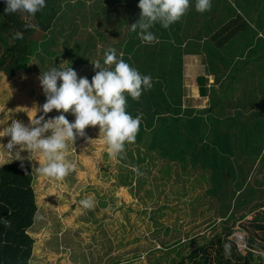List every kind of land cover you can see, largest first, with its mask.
<instances>
[{
	"label": "trees",
	"instance_id": "1",
	"mask_svg": "<svg viewBox=\"0 0 264 264\" xmlns=\"http://www.w3.org/2000/svg\"><path fill=\"white\" fill-rule=\"evenodd\" d=\"M82 2L45 0L46 6L30 16L21 11L6 14L5 0H0V72L12 77L19 71H30L33 58L44 64L46 57L61 53L53 47L60 44L62 37L64 52L60 55H68L72 63L74 59L83 62L78 55H85L90 50L88 40L91 36L87 34L89 24L94 28L101 25L103 18L101 15L97 18L92 16L89 23L87 18L92 10L86 4L83 6ZM97 2L105 5L109 18L119 14L115 13L118 7L126 4L124 22L133 24L135 18H140L139 0H127L125 4L121 3L123 0ZM263 2L258 0L263 5L259 16H256L252 11L256 3L252 0H211V10L205 13L197 12L196 0H191L186 15L175 23L179 30L175 32L173 28L169 33L176 45L167 43L146 49L135 46V39L124 44L125 62L142 75H150L153 86L145 90L139 100L127 97V111L133 117L140 115L142 120L135 147L133 143L125 146L133 160L137 158V161L128 164L119 159L125 166V172L118 174L122 177L121 182L129 174L130 178L137 177L136 193L143 191L153 199L152 190L145 188L146 171L159 167L161 173L170 175L175 165L185 175L180 180L183 190L180 197L188 196L196 200L204 195L223 202L217 200L222 204L221 210H218L221 217L220 230L211 239L205 234L197 235L187 242L190 246L187 251H184L185 242L178 238L170 241H174L172 244L160 241L158 248L152 246L149 250L152 254L151 264H264V256L257 254V251L264 252V211L257 210L264 207ZM129 4L134 10L128 12ZM79 14L88 16L78 17ZM99 16L102 19L96 21ZM31 20H34V24ZM26 24L34 27L25 28ZM257 27L262 28L261 36ZM158 29L165 28L156 23L150 29L155 37H158ZM166 31L170 30L163 32ZM16 32H22L23 39H14ZM78 34L82 35L81 40H75ZM132 48L137 50L127 53ZM166 50L170 57L165 56ZM194 51H205L208 57L206 69L214 74L220 72L216 76L220 87L210 91L209 108L201 110V115L192 120L191 107L182 110L183 84L175 78L174 70L182 68L180 56ZM77 62L72 68H77ZM164 73L167 77L163 76ZM207 91L205 88V95H208ZM183 111L189 119L181 117ZM203 114L209 116L212 125L208 128V140L199 144V140L204 139L201 132L205 133L206 130ZM186 125L194 127V132L185 131ZM168 162L170 164L164 166ZM133 167L138 172H133ZM197 167L201 170H195ZM254 178L255 185L260 187L255 196L252 195ZM34 179L32 168L25 162L23 168L21 161L0 166V264H32L35 239L28 231L34 225L39 211ZM131 183L130 180L128 186ZM204 184L205 191L198 194L200 186ZM100 206H107L104 200ZM163 207L167 208L163 205L157 208L159 216H162ZM86 209L87 213L95 212L94 208ZM251 214L252 220L244 223L243 220ZM4 220H9L11 227H5ZM152 224L157 225V232L165 231V234L180 229L170 228L160 223L159 219H153ZM215 224H212V229H217ZM236 224H241L251 233L248 237L249 250H246L245 255L237 251L235 242L228 240ZM226 244L230 245L227 258ZM154 252L159 254L155 255ZM111 262L121 264L120 259Z\"/></svg>",
	"mask_w": 264,
	"mask_h": 264
},
{
	"label": "rangeland",
	"instance_id": "2",
	"mask_svg": "<svg viewBox=\"0 0 264 264\" xmlns=\"http://www.w3.org/2000/svg\"><path fill=\"white\" fill-rule=\"evenodd\" d=\"M81 1H83V6L85 4L90 6L92 13L88 18L85 14H79L78 17H86L89 23L92 16L97 18L96 16L101 15L103 18L101 25L93 28L89 24L87 34L91 36L88 40L90 50L85 55H78L83 62L79 63V60L77 62V59H74L72 63L68 55H60L64 52L61 45L64 41L62 37L60 44L53 47L61 53L46 57L44 64L39 63V59L33 58L30 71H19L12 77L0 72V144L6 145L10 140V137L2 136L4 135L3 130L13 120H19L28 125L30 119L39 118L41 115H44L47 120L60 114L56 110L46 115L39 111V108L46 102L38 79L41 72L48 71L56 65L59 66L62 61H68V66L71 67L77 62L79 63L77 68L73 69L77 72L78 78L87 77L91 81L97 71L92 62L98 60L102 66L107 67L103 64L104 53L107 49L115 48L118 58L125 59L124 44L126 41L130 42L131 39H135L137 33L133 32L130 36L131 23L124 22L123 17L126 14L124 10L127 4L118 7L115 13H119L116 14L119 18L115 19L116 16L109 18L107 8L104 4L102 6L101 2ZM126 1L123 0L121 3L125 4ZM252 1L256 3V7L259 6L252 10L256 16H259L263 4H259L258 0ZM110 5L111 3L107 7L110 8ZM129 10H134L130 4L128 12ZM101 17L95 20L100 21ZM111 19L112 23H110ZM138 19L135 18L134 23ZM31 21L34 24V20ZM173 28L175 32L179 30L175 24L167 30L172 32ZM261 29L259 28V36L263 34ZM158 30L156 35L160 36L163 30ZM65 34L68 35V31ZM82 38V35L78 34L75 40ZM170 41L176 45L174 39ZM134 50L135 48H132L127 53H132ZM199 54L198 57L197 55L180 56L182 68L174 70V76H177L175 78L181 80L183 84L182 110L191 107L192 120L201 115V110L209 108L210 91L214 87L216 89L220 87L216 79L220 72L214 74L208 71L206 69L208 57L205 51ZM165 56L170 57L167 50ZM218 63L221 66L220 61ZM140 71L144 72V70ZM163 76L167 77V74L164 73ZM205 88L208 89V95H205ZM185 113L183 111L181 117L185 116L184 118L189 119ZM65 115L70 122H74L75 117L71 113ZM203 118L206 130L205 133L201 132L204 139L199 140V144L208 140V128L212 125L207 114H203ZM185 131L194 132V127L186 125ZM85 134L84 137H77L74 143L69 142L67 159L75 164V168L59 181L46 177L38 171V167L44 164V157L41 153L20 152V155L25 158L23 162L28 164L34 173L33 184L39 209L35 223L28 231L35 239L32 264H113L111 261L115 259H120L121 264H151L149 262L152 254L149 250L152 246L158 248L160 241H168V244H172L174 241H170L178 238L182 240L181 242H185L184 251H187L190 247L187 243L189 240L204 234L211 239L220 230L221 217L218 210H221V201L216 198L220 201L218 202L204 195H200L196 200L188 196L181 195L180 197L179 194L183 191L180 180L185 175L179 166L173 165L170 175L161 173L159 167L146 171L145 188L152 190L154 197L151 199L143 191L136 193L137 177L130 178L129 174L121 182L122 177L120 178L118 174L125 172L123 171L125 166L119 159L128 164H134L137 161V158L133 160L130 151L125 149L121 156L111 157L104 142L103 133H99V126H89L85 129ZM133 147H135L134 143ZM178 151L181 152L179 149ZM9 160V154L0 148V166L8 163ZM14 161L19 160H12ZM167 164L170 162L165 163L164 166ZM133 169L132 171L135 172ZM195 170L201 169L197 167ZM130 180L132 183L128 186ZM255 180L256 178L252 182L254 188L252 195L254 196L260 191V187L255 185ZM205 188V184L200 186L198 194H203ZM88 197L94 200V206L91 208H94L95 212L87 213V209L80 204L82 199ZM103 200L107 205L105 208L100 206ZM161 205L167 208L163 207L162 216H159L156 212ZM257 210L263 212L264 207ZM152 217L155 220L159 219L160 223L170 228L179 227L180 229L178 232L170 230L168 234H165V231L158 230L157 232V225L152 224ZM252 217V214L249 215L243 222H250ZM215 222L217 229H212V224ZM249 236L251 233L246 231L241 224H236L235 231L228 237V240L235 242L237 251L245 255L246 250H249ZM252 236H254L253 232ZM154 253L159 254V252ZM259 253L264 256V252L257 251V254Z\"/></svg>",
	"mask_w": 264,
	"mask_h": 264
},
{
	"label": "clouds",
	"instance_id": "3",
	"mask_svg": "<svg viewBox=\"0 0 264 264\" xmlns=\"http://www.w3.org/2000/svg\"><path fill=\"white\" fill-rule=\"evenodd\" d=\"M4 12H26L30 16L41 11L45 0H5ZM191 0H139L140 18L131 24V31L138 32L140 39L147 43L156 40L151 32L154 24L159 23L167 29L180 21L188 12ZM211 0H196L195 10L199 13L210 11ZM34 25L26 24L25 28ZM14 39H23L22 32H16ZM95 75L91 81L87 77H79L77 72L62 61L48 71L41 72L38 77L46 102L39 108L45 115L56 110L60 114L45 120V116L30 119L28 125L13 120L3 130L2 137H10L6 145L0 148L6 151L10 160H23L21 151L41 153L44 164L38 167L40 174L62 180L75 168V164L67 159L69 142L74 143L77 137H84L89 126H99L104 142L111 157L121 156L126 144L135 143L140 130L142 117H133L127 111V97L139 100L145 90L153 86L150 75H142L125 60L118 58L117 50L109 48L104 53L103 64L92 62ZM66 113H71L75 120L70 122ZM19 146V148H17ZM138 172V169H133ZM84 208L94 206L92 197L82 199ZM5 227H11L9 220H4ZM230 254V245H225L226 258Z\"/></svg>",
	"mask_w": 264,
	"mask_h": 264
},
{
	"label": "crops",
	"instance_id": "4",
	"mask_svg": "<svg viewBox=\"0 0 264 264\" xmlns=\"http://www.w3.org/2000/svg\"><path fill=\"white\" fill-rule=\"evenodd\" d=\"M163 31L164 30H166V29H162ZM153 33V32H152ZM170 33V31L169 32H163L162 34H161V36H158V37H156V41L155 42H153V43H147V42H144V41H142L141 39H140V37H138V38H136L135 37V41H134V44H135V46H139L140 48H146V49H150V48H152V46H156V45H164V44H167V43H171V44H173L171 41H170V39H172V36L169 34ZM127 45V44H126ZM174 45V44H173ZM137 49L135 48V50L134 51H136ZM133 51V52H134ZM195 53H186V54H183V55H194V56H196L197 55V57L200 55L199 54V52L198 51H194ZM204 67H205V65H204Z\"/></svg>",
	"mask_w": 264,
	"mask_h": 264
}]
</instances>
